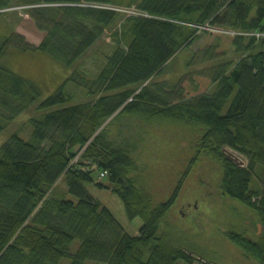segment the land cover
Instances as JSON below:
<instances>
[{
	"label": "trees",
	"instance_id": "trees-1",
	"mask_svg": "<svg viewBox=\"0 0 264 264\" xmlns=\"http://www.w3.org/2000/svg\"><path fill=\"white\" fill-rule=\"evenodd\" d=\"M14 5L28 7L44 34L37 48L26 45L20 53H40L72 73L42 99L39 85L0 65V134L30 108L39 113L28 121V141L13 134L0 147V264L198 261L167 235L157 236L182 179L167 201L153 205L136 176L134 143L124 135L129 121L111 130L125 115L202 128L199 148L221 169V195L246 210V231L232 224L217 239L264 264V0H0V18ZM122 7L148 17L111 10ZM106 31H113L114 49L99 73L86 79L75 65ZM197 41L188 71L171 85L157 81ZM68 85L91 101L75 104ZM223 149L245 157L246 168L228 161ZM94 171L115 186L127 219L141 221L137 236L87 196L84 184ZM74 241L79 246L71 254Z\"/></svg>",
	"mask_w": 264,
	"mask_h": 264
},
{
	"label": "rangeland",
	"instance_id": "rangeland-1",
	"mask_svg": "<svg viewBox=\"0 0 264 264\" xmlns=\"http://www.w3.org/2000/svg\"><path fill=\"white\" fill-rule=\"evenodd\" d=\"M27 8L14 5L13 8L3 11L4 14L0 18V45L5 39H9L5 42L4 51L0 56V65L39 85L43 90L44 99L61 86L72 71L63 69L40 53H20V49L26 45L37 48L44 38V34L35 28L33 21L26 14ZM123 9L140 13L135 7ZM123 14L125 17L132 16ZM200 29L211 31L207 28ZM112 32L106 31L76 63L75 70L78 74L86 79H93L99 73L105 57L114 49ZM13 36L19 39L12 38ZM200 43L201 41H197L188 50L182 51L157 81L171 85L183 76L188 71V58L199 48ZM228 58L236 59L233 53H230ZM66 91L75 96V104L91 101L83 90L74 85H68ZM38 116L35 107L18 116L0 134V147L13 134L28 141L31 133L28 121ZM114 116L107 120L103 127ZM124 121H129V130L124 135L128 137L127 140H132L135 146L132 157L138 171L136 176L142 188L151 194L153 205L167 201L182 179L179 197L160 224L157 236L165 234L174 244L194 253V258L198 260L194 264H255L252 260L244 259V255L232 244L227 241L223 244V241L217 239V236L230 229L232 224L236 225L237 230L246 231V210L221 195V169L211 156L199 148L203 136L202 128L164 119L146 122L125 115L114 122L112 132L120 129ZM223 153L228 161V154H231L237 159V163L230 162L246 168L247 160L242 155L230 149H223ZM114 188L107 178L99 180L97 171L91 174V182L84 184L87 196L106 208L125 232L135 237L139 234L142 223L139 219H127L121 200L112 193ZM58 189L65 190L63 184H60ZM64 198L76 202L70 195H65ZM258 227L256 236L261 233L260 226ZM78 246L79 243L74 241L70 246V253L74 254ZM60 264H70V260L65 258Z\"/></svg>",
	"mask_w": 264,
	"mask_h": 264
},
{
	"label": "built area",
	"instance_id": "built-area-1",
	"mask_svg": "<svg viewBox=\"0 0 264 264\" xmlns=\"http://www.w3.org/2000/svg\"><path fill=\"white\" fill-rule=\"evenodd\" d=\"M111 10H114V11H117V12H119V13H125V14H131L132 16H142V17H145V18H147L148 16L147 15H145V14H143V13H137V12H135V11H129L128 9H111ZM139 12V11H138ZM257 37H261L262 35H259V34H257L256 35ZM83 151V150H82ZM81 151V152H82ZM81 152L79 153V155L78 156H76V158L73 160V162H72V164H77V161H78V159H79V157H80V155H81ZM104 178H106V173H100V175H99V180H102V179H104Z\"/></svg>",
	"mask_w": 264,
	"mask_h": 264
},
{
	"label": "water",
	"instance_id": "water-1",
	"mask_svg": "<svg viewBox=\"0 0 264 264\" xmlns=\"http://www.w3.org/2000/svg\"><path fill=\"white\" fill-rule=\"evenodd\" d=\"M228 155L230 156V157L228 158L230 161L237 163V162H236L237 159H235L234 157H232L233 155H231V154H228ZM239 164H242V163H239ZM258 229H259V227H258Z\"/></svg>",
	"mask_w": 264,
	"mask_h": 264
},
{
	"label": "flooded vegetation",
	"instance_id": "flooded-vegetation-1",
	"mask_svg": "<svg viewBox=\"0 0 264 264\" xmlns=\"http://www.w3.org/2000/svg\"><path fill=\"white\" fill-rule=\"evenodd\" d=\"M257 229H258V225H257Z\"/></svg>",
	"mask_w": 264,
	"mask_h": 264
}]
</instances>
